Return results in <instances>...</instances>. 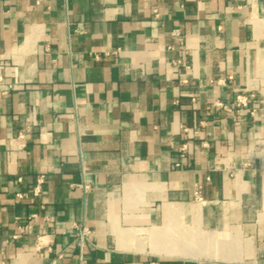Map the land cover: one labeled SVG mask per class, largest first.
I'll return each mask as SVG.
<instances>
[{"label":"crops","instance_id":"0c3cea01","mask_svg":"<svg viewBox=\"0 0 264 264\" xmlns=\"http://www.w3.org/2000/svg\"><path fill=\"white\" fill-rule=\"evenodd\" d=\"M81 227L91 264H264V0H0V264Z\"/></svg>","mask_w":264,"mask_h":264},{"label":"built area","instance_id":"2783aa9c","mask_svg":"<svg viewBox=\"0 0 264 264\" xmlns=\"http://www.w3.org/2000/svg\"><path fill=\"white\" fill-rule=\"evenodd\" d=\"M173 35L178 36V32L175 31ZM238 104L245 105V101L239 96L237 97ZM42 177L38 179L37 185L33 189V195L37 196L40 192V185L42 183ZM20 198V195H18ZM17 237V236H16ZM90 237V231L86 227H81L78 229V232L76 234L75 243L78 247V261L77 264H91L85 255L84 252V245L86 242L89 241Z\"/></svg>","mask_w":264,"mask_h":264},{"label":"water","instance_id":"95a60500","mask_svg":"<svg viewBox=\"0 0 264 264\" xmlns=\"http://www.w3.org/2000/svg\"><path fill=\"white\" fill-rule=\"evenodd\" d=\"M184 264H194V263H192V262H190V261H185Z\"/></svg>","mask_w":264,"mask_h":264},{"label":"bare ground","instance_id":"6f19581e","mask_svg":"<svg viewBox=\"0 0 264 264\" xmlns=\"http://www.w3.org/2000/svg\"><path fill=\"white\" fill-rule=\"evenodd\" d=\"M160 252H161V253L164 252L165 254H167V253H171V252H166V251H164V250H163V251H160ZM171 254H174V253H171Z\"/></svg>","mask_w":264,"mask_h":264}]
</instances>
